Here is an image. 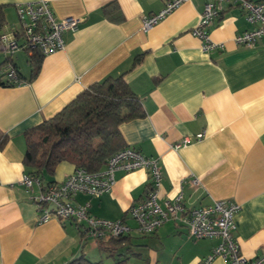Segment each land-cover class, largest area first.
I'll use <instances>...</instances> for the list:
<instances>
[{
    "label": "crops",
    "instance_id": "crops-1",
    "mask_svg": "<svg viewBox=\"0 0 264 264\" xmlns=\"http://www.w3.org/2000/svg\"><path fill=\"white\" fill-rule=\"evenodd\" d=\"M38 1L0 0V35L19 26L18 5ZM44 1L58 19L76 17L82 23L63 35L64 49L45 57L32 81L26 53L12 55L24 84L0 86V134L8 138L0 149V264H68L83 255L105 264L124 259L126 264H203L218 244L190 239L174 222L150 235L137 231L129 211L149 193L145 170L117 172L112 191L101 198L78 194L74 199L76 205H90L93 217L125 220L131 227L113 255L73 221L40 223L37 207L21 185L27 173L25 133L56 116L93 84L123 75L142 101L145 116L124 123L120 132L125 148L159 159L161 204L181 192L188 209L215 201L236 203L241 209L234 236L243 255L262 254L264 44L235 45V37L251 28L242 11L226 8L209 29L211 41L224 49L205 53L202 41L191 34L205 0L184 3L148 32L142 29L143 17L159 13L169 0ZM6 60L0 48V65ZM200 133H206L202 141L173 149L181 139ZM75 171L64 162L45 181L59 185ZM193 178L199 179L198 188L191 186ZM211 264L229 262L217 258Z\"/></svg>",
    "mask_w": 264,
    "mask_h": 264
},
{
    "label": "built area",
    "instance_id": "built-area-1",
    "mask_svg": "<svg viewBox=\"0 0 264 264\" xmlns=\"http://www.w3.org/2000/svg\"><path fill=\"white\" fill-rule=\"evenodd\" d=\"M189 1L191 0H169L159 13L144 16L143 31H150ZM229 6L239 8L251 26L249 30L235 37V45L253 48L259 43L264 44V0H205L199 23L191 31L194 37L202 41L203 52L224 49V45L211 41L209 29ZM17 15L19 26L10 27L0 35L1 51L7 59L10 58L1 75H5L8 81L20 86L24 82L11 60L12 55L23 51L31 62L36 51L44 58L61 51L65 47L63 35L68 31H77L82 20L76 17L58 19L51 4L44 0L18 5ZM205 137L206 133H200L194 139L185 137L175 143L173 149L179 150L194 141H202ZM137 170L147 171L150 180L147 197L129 211L140 234H153L167 223L174 222L185 229L190 239L219 241L203 264H211L217 258L228 260L229 264H264V250L257 257L248 258L243 255L234 236L235 218L240 212V205L215 201L211 205L188 209L182 192L173 200L161 204L164 175L159 159L146 157L133 148H124L115 153L98 172L90 173L84 169H77L59 185H46L40 177L28 173L22 177L21 185L37 207L40 223H47L52 219H59L61 222L73 221L83 227L87 237L96 242L108 241L127 236L132 230L131 227L125 220L111 221L93 217L90 214V205H76L74 199L78 194L101 198L112 191L117 182V172L131 173ZM190 183L193 188L201 185L196 178Z\"/></svg>",
    "mask_w": 264,
    "mask_h": 264
},
{
    "label": "trees",
    "instance_id": "trees-1",
    "mask_svg": "<svg viewBox=\"0 0 264 264\" xmlns=\"http://www.w3.org/2000/svg\"><path fill=\"white\" fill-rule=\"evenodd\" d=\"M142 56L137 57L135 66ZM43 59L36 51L30 63L31 81L38 76ZM9 60L0 65V86L3 88L15 86L1 75L2 67ZM144 116L142 101L126 83L124 75L108 77L83 91L56 116L25 133L27 151L23 165L28 174L40 177L46 185L54 184L47 183L45 178L54 176L57 167L64 162L74 165L76 170L98 172L111 156L125 148L121 125ZM7 141L8 138L0 134V149ZM124 241L125 237H119L99 243L104 251L113 255L115 246L121 247ZM68 264L105 263L92 262L83 255ZM114 264H126V260Z\"/></svg>",
    "mask_w": 264,
    "mask_h": 264
}]
</instances>
